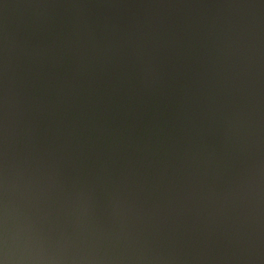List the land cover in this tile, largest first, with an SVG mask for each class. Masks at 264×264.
<instances>
[{
    "label": "water",
    "instance_id": "obj_1",
    "mask_svg": "<svg viewBox=\"0 0 264 264\" xmlns=\"http://www.w3.org/2000/svg\"><path fill=\"white\" fill-rule=\"evenodd\" d=\"M0 264H264V0H0Z\"/></svg>",
    "mask_w": 264,
    "mask_h": 264
}]
</instances>
